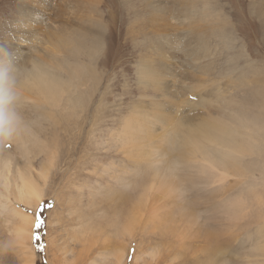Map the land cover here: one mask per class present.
I'll list each match as a JSON object with an SVG mask.
<instances>
[{
    "label": "rangeland",
    "instance_id": "obj_1",
    "mask_svg": "<svg viewBox=\"0 0 264 264\" xmlns=\"http://www.w3.org/2000/svg\"><path fill=\"white\" fill-rule=\"evenodd\" d=\"M212 2L226 30L222 40L210 37L219 46L204 57L182 9L189 0H0V49L79 86L51 102L28 95L17 104L21 131L0 141V172L6 160L11 170L8 200L34 220L32 238L22 243L16 235L22 216L0 201V264H29V257L34 264H116V249L124 250L121 264H264V0ZM206 25L191 23L199 31ZM59 55L65 59L57 65ZM213 59V71L202 73ZM144 61L159 87L138 77ZM192 95L201 102L190 105ZM156 110L166 124L191 114V123L206 114L212 126L215 117L234 121L239 146L246 149L258 133L261 148L238 160L242 173L218 182L208 169L176 164L179 189L158 193L154 168L144 162L163 134L156 119L145 127ZM132 115L148 130L141 136L120 130ZM212 155L218 169L231 163ZM16 168L42 187L38 203L17 199ZM150 212H158L157 220Z\"/></svg>",
    "mask_w": 264,
    "mask_h": 264
},
{
    "label": "bare ground",
    "instance_id": "obj_2",
    "mask_svg": "<svg viewBox=\"0 0 264 264\" xmlns=\"http://www.w3.org/2000/svg\"><path fill=\"white\" fill-rule=\"evenodd\" d=\"M25 3H26V1H21L19 7H21ZM182 7H183L182 9H184L186 11V17L188 19V26L190 25L189 33L192 35V38L195 37L196 41H194V42L196 43L197 48L199 50H201L202 54H200V55L206 57L205 55L213 54V52L215 50L214 47L219 46V45L217 43H215V46L213 47L212 44L214 42L211 43L210 37L213 36V37H216V38H219L222 40L224 37V34H225V30H226L225 26L221 20L222 16H220V10L216 9L214 7L212 0H189L188 5H182ZM196 22H198V23L199 22H207V25L204 27L205 30L199 31L196 27H191V23H196ZM61 38H62V41L65 42V40L63 38H66V37L61 36ZM61 38L59 40L60 43H62ZM72 42L73 41H70L69 44ZM192 42L193 41H191V43ZM66 43H68V42L66 41ZM71 45H75V43L73 42ZM190 56H192V57L197 56L198 59H200L198 54L197 55L190 54ZM13 58H14V62H15L16 86H17V88L24 89L25 91L28 92V93L25 92L26 95L23 93H19V101H18L19 103H23L24 102L23 99H26V98H27V100H31V98H32V97H30L31 94H33V96H34V94L38 95L37 98L40 97L41 100H43V101H46L47 99H49L50 102L55 101V97L57 95L61 96L62 93H67V92L70 93L72 91H75L79 87V86H77V84H72V82L70 83L69 81L63 80L60 77L58 70H56V72H53V70H49V68H45L40 62H38L34 59H30L31 68H29L27 65H25L27 58L26 59L21 58L22 59V60H20L21 62H19V60L15 59V57H13ZM62 59L64 60L65 58L62 55H59V58H56V62H57L56 64L59 65L58 63ZM82 64L85 65V63H82ZM214 64H215V59L212 60V65L208 61L203 66H200L199 69L202 73L207 74L208 72L213 71ZM138 66L140 67V69H137V72H139L138 77L144 76V79L146 81L151 79V78H154V81L156 82L154 85L157 84L156 86L159 87L158 86L159 85L158 80L153 76L155 74V71L149 67V66H151V63L144 61L143 63H139ZM84 67L85 66H83L80 69H83ZM73 69H74V67H73ZM86 69H88V67ZM74 71H76V70H74ZM172 71H173V69H172ZM176 76L177 75H175V77ZM86 77L88 79V75ZM187 77L188 76H186V78ZM172 78L175 79L174 77H172ZM175 82L176 81H173V84H175ZM183 83H185V82L182 81V84ZM199 83H200V88H201L202 84H201L200 80H199ZM192 87H191V90H192L191 92H193V91L195 92V90ZM200 88H199V90H200ZM28 95H30V96H28ZM75 96H76V94H75ZM76 97H77V99H76ZM76 97L74 100L79 101V103L76 104L77 106H79L81 101L83 102V100H80L81 98L79 96H76ZM37 98H35V99H37ZM35 99H33V101ZM61 101H62V99H61ZM186 101H188V103H190V105H193L194 103L199 104L201 102V100L196 101L193 98V95L190 96L189 99H186ZM74 108L75 107H73L72 110ZM157 109L159 110V108H157ZM171 111H172V109H169V114ZM206 115L207 116L202 118L201 121H199L197 123H191V120L188 118V117L193 116V114H191L187 117L185 116V118H182V119L181 118L174 119L169 124H166L167 118L165 116L163 118H159L160 120L157 121V118H158L157 110L154 112V114L149 116L147 125L145 127L148 126V127L152 128L153 126H155V124H154L155 119L157 122L160 121L161 123H164L162 126V133L163 134H162V137L159 138V140H160L159 145L152 146L153 147L152 150L150 149L151 151L146 154L147 157L150 156L149 161H148L146 156H145L146 158L144 159V162H146L147 164H149L151 167L154 168V171L152 174L153 175L152 176L153 184L151 185V186L154 185L153 191L156 190V191H158V193L161 192V194L165 190L170 192L169 194H171L172 192H175V193L177 192V190L179 189V186L175 185L174 180L177 177L176 172L180 168H177L176 164H180V165L183 164L184 168H186L188 165V166H192V167H200L199 169H201V170L208 169L209 171L214 172L213 176L216 177L214 182L215 181H217V182L223 181V180L227 179V177L229 175H232V176L237 175L238 176L239 175L238 173H242L239 171L238 160L243 158L246 155V152L249 153L250 151H254V149L256 150L259 147L261 148L262 142L258 143V144L256 143V141H258L257 139L259 138L258 133L256 131H254V132H256L257 135L256 136L254 135L252 137L250 143L248 144V147L246 149H243L242 147L239 146L241 143L238 144V141H239L238 140L239 138L237 139L238 130L234 131V132L230 131L231 127H233L234 121H225L224 120V123H221L219 118L215 117L214 123L212 126L209 122H207V120H208L207 118H208L209 114H206ZM194 119L196 120V119H198V117H195ZM240 119L241 118H237L236 120L238 121ZM249 123H251V122H249ZM254 125L255 124H252V126H254ZM121 127H122V129H120V130L129 131L132 137H135L136 135L141 136V134L146 133L148 131V130H144V128H145L144 125L141 124L140 120L137 119L136 115L130 116V118L127 119V121L125 119L124 124ZM250 127H251V125H250ZM247 128H248V125L246 124L245 130L242 128L241 129L243 132L248 133L249 131L247 130ZM126 135H127V133H126ZM126 135H123V136H126ZM129 136L130 135H128V137ZM122 140H123V137H122ZM139 140H141V139H139ZM131 143H134L133 140ZM160 145H166V149L160 148L159 147ZM126 146L129 147V145H126ZM130 146L132 147V145H130ZM128 147H124V148H128ZM148 147H151V145H149ZM211 150L218 152L219 156L224 157L223 158L224 160H226V159L231 160L230 165L227 168L224 167L222 169H218V165L214 160V156L212 155L213 151L211 152ZM173 152H175V154ZM169 153L172 155L171 156L172 158L167 157V155ZM134 155H135V153H134ZM3 164H4V168H3L2 172H0V178H1L0 183L3 187V191L2 192L0 191V201H4V204H2V208L7 209V208L11 207V209L19 215V214H21L20 211H18L15 207H13L10 204L11 202L8 200L9 199V188H10V177H11L10 176L11 170L9 168V166H10L9 161L6 160V161H4ZM43 168H44V170L40 174L41 178H43L48 171V168L46 166H44ZM30 173H25L21 169L16 168V174H15V177L13 178V182L15 184L14 188H16V190H17V191L15 190V191L18 194L17 199L19 201L25 202L26 204L32 205V204L38 203L41 200L42 187L40 186L38 181L34 180L33 176ZM240 175H243V174H240ZM170 176H174V177H170ZM115 178L117 180H119L122 177H121V175H117ZM150 189L152 190V188H150ZM158 193H156V195ZM170 196H172V195H170ZM167 197H168V195H167ZM172 199H174V198H172ZM172 199L170 198V200H172ZM167 201H168V199H167ZM139 204L140 203L136 202L133 205V207H139ZM150 214L153 215L157 220L156 215H158V212H156V213L150 212ZM19 216H22V219H23V222L25 223V226L21 225L16 229L17 239L19 241H21L22 243H27V241H30V239L32 238V234H31L32 233V223L34 222V220H33V217H30L28 215L22 214ZM179 237H180V235H179ZM179 241H181V240H179ZM123 253H124L123 249H116V251L111 252L113 259L116 261V264H121L122 259H123ZM30 254H31V252H30ZM109 254L110 253L108 251V255ZM106 255H107V252H106ZM104 256H105V253H104ZM32 258L31 259H30V257L28 258L30 260L29 264H34V261L32 260ZM26 262H27V260H26Z\"/></svg>",
    "mask_w": 264,
    "mask_h": 264
},
{
    "label": "clouds",
    "instance_id": "obj_3",
    "mask_svg": "<svg viewBox=\"0 0 264 264\" xmlns=\"http://www.w3.org/2000/svg\"><path fill=\"white\" fill-rule=\"evenodd\" d=\"M15 62L11 52L0 49V141L9 140L23 127L17 110Z\"/></svg>",
    "mask_w": 264,
    "mask_h": 264
},
{
    "label": "snow or ice",
    "instance_id": "obj_4",
    "mask_svg": "<svg viewBox=\"0 0 264 264\" xmlns=\"http://www.w3.org/2000/svg\"><path fill=\"white\" fill-rule=\"evenodd\" d=\"M43 205H41V209H42ZM49 207H51V205H49ZM39 211L40 209H38V212H37V219H36V227H39L40 224L42 223V219L40 218V215H39ZM34 238H38L37 236L34 235ZM132 251H134V249H132Z\"/></svg>",
    "mask_w": 264,
    "mask_h": 264
},
{
    "label": "trees",
    "instance_id": "obj_5",
    "mask_svg": "<svg viewBox=\"0 0 264 264\" xmlns=\"http://www.w3.org/2000/svg\"><path fill=\"white\" fill-rule=\"evenodd\" d=\"M40 215V214H39ZM41 218V217H40ZM35 230H36V235L38 234V231L40 230L38 227L35 226ZM38 252H40V250H37Z\"/></svg>",
    "mask_w": 264,
    "mask_h": 264
}]
</instances>
